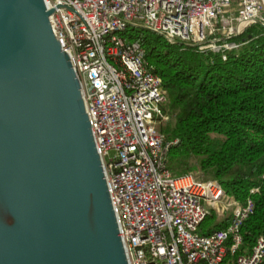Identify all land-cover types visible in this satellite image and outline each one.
<instances>
[{
	"label": "built area",
	"instance_id": "2783aa9c",
	"mask_svg": "<svg viewBox=\"0 0 264 264\" xmlns=\"http://www.w3.org/2000/svg\"><path fill=\"white\" fill-rule=\"evenodd\" d=\"M50 21L81 82L93 136L129 264H221L242 244L254 201H235L218 181L176 177L160 124L167 97L139 42L119 33L142 26L170 43L215 53L251 24L264 26V0H45ZM224 58L226 56L224 55ZM213 210H231L226 229L198 232ZM264 236L237 264H261Z\"/></svg>",
	"mask_w": 264,
	"mask_h": 264
},
{
	"label": "water",
	"instance_id": "95a60500",
	"mask_svg": "<svg viewBox=\"0 0 264 264\" xmlns=\"http://www.w3.org/2000/svg\"><path fill=\"white\" fill-rule=\"evenodd\" d=\"M45 0H0V264H129Z\"/></svg>",
	"mask_w": 264,
	"mask_h": 264
},
{
	"label": "trees",
	"instance_id": "16d2710c",
	"mask_svg": "<svg viewBox=\"0 0 264 264\" xmlns=\"http://www.w3.org/2000/svg\"><path fill=\"white\" fill-rule=\"evenodd\" d=\"M119 35L141 44L152 71L162 79L169 119L160 130L166 141H177L168 152L167 168L176 177L218 181L232 200L253 199L254 212L240 230L243 242L233 252L230 238L221 263L237 264L264 236V26L251 24L230 39L242 43L239 50L219 53L170 43L142 26ZM230 214L212 212L198 232L226 229Z\"/></svg>",
	"mask_w": 264,
	"mask_h": 264
},
{
	"label": "rangeland",
	"instance_id": "374dc122",
	"mask_svg": "<svg viewBox=\"0 0 264 264\" xmlns=\"http://www.w3.org/2000/svg\"><path fill=\"white\" fill-rule=\"evenodd\" d=\"M167 121H168V120H167ZM168 168H169V167H168ZM170 171H171V170H170ZM171 172H172V171H171ZM194 177H196V176L194 175ZM197 178H199V177L197 176ZM214 211H216V210H213V212H214ZM217 212L220 213V214L223 213V212L218 211V210H217Z\"/></svg>",
	"mask_w": 264,
	"mask_h": 264
}]
</instances>
